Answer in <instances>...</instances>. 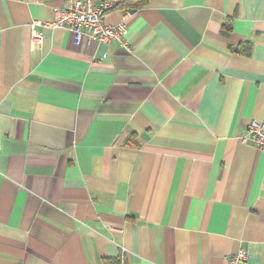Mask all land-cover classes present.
<instances>
[{
  "label": "crops",
  "instance_id": "crops-1",
  "mask_svg": "<svg viewBox=\"0 0 264 264\" xmlns=\"http://www.w3.org/2000/svg\"><path fill=\"white\" fill-rule=\"evenodd\" d=\"M112 1L129 51L0 0V264H264V0Z\"/></svg>",
  "mask_w": 264,
  "mask_h": 264
},
{
  "label": "built area",
  "instance_id": "built-area-1",
  "mask_svg": "<svg viewBox=\"0 0 264 264\" xmlns=\"http://www.w3.org/2000/svg\"><path fill=\"white\" fill-rule=\"evenodd\" d=\"M114 7L112 0H70L66 8H53V18L49 21H33L29 24L30 39L32 44L42 42L41 28H64L72 33L75 44L85 40H96L107 43L115 40L125 50L130 46L124 39L127 19L124 18L117 24H108L105 16ZM251 141L253 145L264 154V123L251 120L246 126L241 138ZM226 264H252L246 250L239 249L227 258Z\"/></svg>",
  "mask_w": 264,
  "mask_h": 264
},
{
  "label": "trees",
  "instance_id": "trees-1",
  "mask_svg": "<svg viewBox=\"0 0 264 264\" xmlns=\"http://www.w3.org/2000/svg\"><path fill=\"white\" fill-rule=\"evenodd\" d=\"M146 4V0H137L136 1V6H143V5H145ZM117 5H115V7H116ZM130 7H131V5H129ZM132 6H134V5H132ZM231 29V27H230V23H226L225 25H224V30H225V32H228L229 30Z\"/></svg>",
  "mask_w": 264,
  "mask_h": 264
}]
</instances>
